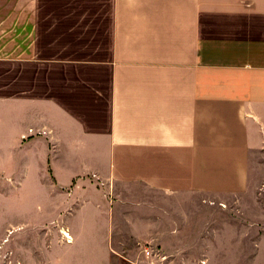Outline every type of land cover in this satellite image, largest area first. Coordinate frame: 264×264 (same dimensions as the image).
Wrapping results in <instances>:
<instances>
[{"label": "crops", "instance_id": "crops-1", "mask_svg": "<svg viewBox=\"0 0 264 264\" xmlns=\"http://www.w3.org/2000/svg\"><path fill=\"white\" fill-rule=\"evenodd\" d=\"M76 2L0 0L13 263L174 264L232 238L259 264L264 0Z\"/></svg>", "mask_w": 264, "mask_h": 264}, {"label": "rangeland", "instance_id": "rangeland-1", "mask_svg": "<svg viewBox=\"0 0 264 264\" xmlns=\"http://www.w3.org/2000/svg\"><path fill=\"white\" fill-rule=\"evenodd\" d=\"M77 1V0H75ZM77 3V2H76ZM80 3V4H79ZM85 3L94 5V0H82L78 2L79 5H85ZM104 4L106 0H98L99 10L104 11ZM51 5L57 6V0H51ZM107 7V5H106ZM226 207L225 209H227ZM231 211L233 208L230 209ZM68 236V235H67ZM69 237V236H68ZM232 238H227L226 245L224 249L219 250L217 247L211 251H208L206 247L201 245L195 246L194 250L187 251L184 253H178L177 264H255L256 253L249 250L250 245L242 244V251H239V246L230 243L229 241ZM146 250H143V254L146 258L148 257H157L163 256V264H167L171 260V256L162 255L163 253L156 250V247H143ZM151 248V249H150ZM149 253V254H147ZM168 254V253H164ZM264 256V253H260ZM15 259L14 254L11 251L10 245V232H9V220L8 214L3 211H0V264H14L13 260ZM174 262V264H176ZM264 259L259 261V264H263ZM137 264V263H136ZM145 264V263H140ZM172 264V262L170 263Z\"/></svg>", "mask_w": 264, "mask_h": 264}, {"label": "built area", "instance_id": "built-area-1", "mask_svg": "<svg viewBox=\"0 0 264 264\" xmlns=\"http://www.w3.org/2000/svg\"><path fill=\"white\" fill-rule=\"evenodd\" d=\"M64 238H65L66 242H70L71 241L70 237H68L67 235H65ZM147 254H149V253H147Z\"/></svg>", "mask_w": 264, "mask_h": 264}]
</instances>
